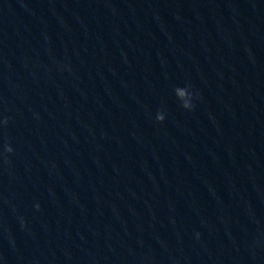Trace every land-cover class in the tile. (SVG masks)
<instances>
[{
  "label": "clouds",
  "instance_id": "clouds-1",
  "mask_svg": "<svg viewBox=\"0 0 264 264\" xmlns=\"http://www.w3.org/2000/svg\"><path fill=\"white\" fill-rule=\"evenodd\" d=\"M190 89H191L190 83H187L186 86H184V87L177 86L174 89L175 96H176L177 100L179 101L180 106L186 110H193L195 107V105L193 103V92L190 91ZM155 118L158 122H163L165 119V115L163 112H158L156 114ZM0 125L7 127L8 118L5 117L3 120H0ZM13 152H14L13 147L10 144L5 143L3 146V151L0 152V157H2L4 163H10L9 156ZM35 207L37 210H39L40 206H39V204H36ZM197 235H199V234H197Z\"/></svg>",
  "mask_w": 264,
  "mask_h": 264
}]
</instances>
